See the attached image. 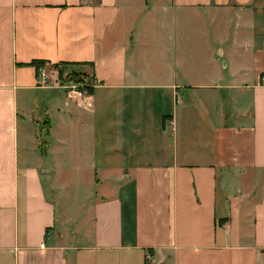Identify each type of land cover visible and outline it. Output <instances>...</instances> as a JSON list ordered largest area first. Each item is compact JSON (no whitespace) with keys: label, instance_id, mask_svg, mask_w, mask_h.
Here are the masks:
<instances>
[{"label":"crops","instance_id":"obj_1","mask_svg":"<svg viewBox=\"0 0 264 264\" xmlns=\"http://www.w3.org/2000/svg\"><path fill=\"white\" fill-rule=\"evenodd\" d=\"M0 264H264V0H0Z\"/></svg>","mask_w":264,"mask_h":264},{"label":"built area","instance_id":"obj_2","mask_svg":"<svg viewBox=\"0 0 264 264\" xmlns=\"http://www.w3.org/2000/svg\"><path fill=\"white\" fill-rule=\"evenodd\" d=\"M58 81V87L62 88L66 91L67 96L73 94L75 97L79 98L82 96V93L79 91L78 85L73 82L72 79L68 78V76L64 77V80L60 79ZM50 84V74L48 71V67L44 65H39L36 67L35 71V85L38 88H47ZM172 123H170L171 125Z\"/></svg>","mask_w":264,"mask_h":264},{"label":"trees","instance_id":"obj_3","mask_svg":"<svg viewBox=\"0 0 264 264\" xmlns=\"http://www.w3.org/2000/svg\"><path fill=\"white\" fill-rule=\"evenodd\" d=\"M37 64H38V63H37ZM37 64H36V65H37Z\"/></svg>","mask_w":264,"mask_h":264},{"label":"rangeland","instance_id":"obj_4","mask_svg":"<svg viewBox=\"0 0 264 264\" xmlns=\"http://www.w3.org/2000/svg\"><path fill=\"white\" fill-rule=\"evenodd\" d=\"M74 82V81H73Z\"/></svg>","mask_w":264,"mask_h":264}]
</instances>
